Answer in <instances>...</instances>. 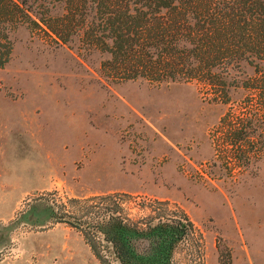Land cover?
Here are the masks:
<instances>
[{
    "label": "rangeland",
    "instance_id": "obj_1",
    "mask_svg": "<svg viewBox=\"0 0 264 264\" xmlns=\"http://www.w3.org/2000/svg\"><path fill=\"white\" fill-rule=\"evenodd\" d=\"M18 13L0 23V264H102L86 230L117 205L188 223L175 264H264V61L231 68L226 94L115 79L109 52Z\"/></svg>",
    "mask_w": 264,
    "mask_h": 264
},
{
    "label": "trees",
    "instance_id": "obj_2",
    "mask_svg": "<svg viewBox=\"0 0 264 264\" xmlns=\"http://www.w3.org/2000/svg\"><path fill=\"white\" fill-rule=\"evenodd\" d=\"M25 1L0 0V23L8 15L21 21L20 11L57 42L81 35L111 54L102 64L115 79H198L226 94L231 68L247 60L261 71L264 61V0H56L62 13L37 17ZM1 37L8 34L0 25ZM119 208L110 207L86 230L102 264H175L172 253L188 223L160 215L142 225Z\"/></svg>",
    "mask_w": 264,
    "mask_h": 264
}]
</instances>
